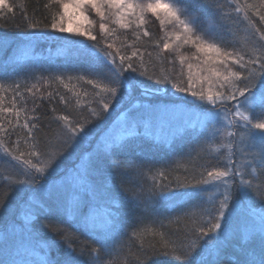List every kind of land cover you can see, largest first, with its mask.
I'll list each match as a JSON object with an SVG mask.
<instances>
[{
	"label": "snow or ice",
	"instance_id": "obj_1",
	"mask_svg": "<svg viewBox=\"0 0 264 264\" xmlns=\"http://www.w3.org/2000/svg\"><path fill=\"white\" fill-rule=\"evenodd\" d=\"M51 5L57 6V12L52 15L51 23H45L35 18L38 7L29 15L23 0L19 3L0 0V20H15L19 9L24 26L33 35L36 30L43 33L51 29L94 41L88 44L69 36L64 50L68 58L88 65L87 76L68 79L84 81L96 91L89 102V115H81L77 121L67 115L57 116L56 121L62 123L56 125V131L50 125L45 131L38 115L28 116L19 124L23 109L16 108L15 102L11 108L0 106V113L15 110L17 123L13 125L9 121V124L13 129H24V143L29 149L26 152L20 149L19 137L11 148L0 139V149L18 169L15 174H0V186L5 187L0 194V251L10 255L18 247L19 238L34 242L31 246L44 257L34 264H147L149 252L159 254L161 250L176 264H189L194 256L195 264H264V0L258 4L247 0L244 3L241 0H48L43 7L49 9ZM89 9L100 17L101 32L108 35L115 31L103 23L109 16L124 29L132 25L142 29L148 13L162 27L171 25L175 41L182 42L177 51L183 45H191L197 53L204 54V64L211 61L223 65L227 74L217 67L206 69L218 78L220 90L214 94L197 92L191 75L187 87H182L170 77L153 78L146 69L138 72L132 63L136 52L131 56L119 52L114 55L106 50L112 49L113 44L105 41L106 46L100 47L89 28L64 25L65 17L91 23ZM205 10L229 35L233 34V26L246 23L259 43L252 46L250 53L225 51L200 27L199 13ZM143 35L148 36L149 32L144 30ZM169 48L170 44L165 42L164 49ZM209 53H215V58ZM229 61L239 70H233ZM136 76L154 80V86L171 84L177 93H189L210 107L203 108L193 122L189 112L156 106L151 101L141 103L139 97H150L153 87L145 86ZM53 79L69 87L61 76ZM137 92L139 97L135 95ZM15 94L23 99L21 92ZM74 94L79 104V96ZM60 102L66 103L62 95ZM118 102L121 108L114 122L116 126L89 140L88 126L107 119L105 114ZM91 103L97 107H91ZM4 131L0 124V132ZM41 135L47 141L44 150H41ZM188 135H194L198 145H211L219 136L221 147L228 153L227 163L211 170L202 167L198 176L189 174L188 168L184 169V175L171 176L161 171L159 179L153 177L152 187L158 192L152 191L148 199H143L140 192H133L131 198L145 213L154 212L153 195L168 201L178 197L196 200L193 208L198 211H186L169 221L183 225V229H177L183 232V238L169 240L165 232L154 228L133 230L129 239L138 241V247L135 252L131 249L123 252V245L117 248V237L126 234L122 203L114 194L109 178L143 173L134 160L123 158L122 154L134 142L172 146ZM84 144L87 146L81 147ZM200 151H204L203 146ZM212 151L219 152L220 148L213 147ZM65 156H74L71 167H61ZM13 193L16 199L10 204ZM41 227L50 235L42 234ZM81 236L85 239L81 240ZM61 244L63 258H53V250ZM0 264L9 261L0 258Z\"/></svg>",
	"mask_w": 264,
	"mask_h": 264
},
{
	"label": "trees",
	"instance_id": "obj_2",
	"mask_svg": "<svg viewBox=\"0 0 264 264\" xmlns=\"http://www.w3.org/2000/svg\"><path fill=\"white\" fill-rule=\"evenodd\" d=\"M10 2L19 3L20 0H10ZM141 2H145V0H141ZM244 2L245 0H241V3ZM247 2L258 4L259 0H247ZM23 3L29 15H32L33 9L38 7L39 11L35 18L45 23H51L52 15L57 12L56 5L44 9L43 5L48 3V0H23ZM199 15L201 16V29L225 51L250 53L252 46L259 43L258 37L252 29L247 27L246 23L233 26V34L229 35L219 27V21L208 17L207 10L199 13ZM95 18H97L99 24L102 22L99 16L96 15ZM252 19L256 20L257 18L252 17ZM113 20L112 17L110 22L103 21L109 30H115L112 35H108L106 32L100 34V26H96L94 35L99 41V46L105 47V41L112 43L113 48H106V50L113 52L114 55L119 52V54L131 56L133 52H136V56L132 57V63L138 72L146 69L153 78L170 77L173 82L182 87H187L188 77L191 75L194 89L197 92L203 90L206 84L220 88V84L217 82L218 78L212 76L206 69L217 67L224 74H227L223 65L212 64L211 61L207 65L204 64V54L197 53L191 45H183L177 51V47L182 42L175 41L173 36L175 30L171 25L162 27L160 22L150 13L146 14V23L142 29H138L136 25L124 29L114 23ZM18 24L21 26L17 27ZM144 30L149 32L148 36L143 35ZM31 32L32 30H28L24 26L19 9L16 11L15 20H0V85H3V90H0V106L11 108L13 102H15L16 108L23 109L19 117V124L22 125L28 116L38 115L41 117V126L45 128V131H47L48 125L51 126L53 131H56V125L62 123L56 121L55 117L57 116L67 115L70 120L77 121L81 115H89L87 109L89 102L94 99L96 89H93L91 85L86 84L84 81L68 79L80 75L87 76L88 65L66 56L64 50L66 38H62L58 35L59 32L51 29L43 33L36 30L34 35ZM74 39L88 44L95 43L77 37ZM165 42L170 44L169 49H164ZM181 57H184L183 62H181ZM228 63L233 70H239L238 66L231 64L230 61ZM189 64L192 65L191 69L188 68ZM131 75L135 76L136 74L132 73ZM56 76H61L64 83L68 84L69 87L65 88L59 81H55L53 78ZM205 76L208 79H203ZM45 78L48 80L47 84H45ZM136 78L142 80L145 86L153 87L150 97H139L138 92L135 94L139 97L141 103L151 101L156 106L182 104L196 111L210 107L197 101L189 93H177L171 84L161 83L154 86V80L139 76H136ZM17 85H19V88H17ZM33 85H35L34 88ZM28 89H32V91L29 92ZM17 91L21 92L23 99L16 96ZM85 92L88 93L87 96L84 95ZM49 93L52 95L49 96ZM56 93H59V95ZM74 93L79 96V104L77 103L78 97ZM61 95L64 96L66 103L60 102ZM90 106L97 107L95 103H91ZM126 106L124 105V107ZM120 108L121 104L118 102L112 109L114 111L112 114L113 119L114 115H119L118 110ZM105 116H107V113ZM107 119L94 122L88 126V136L92 134L91 139L116 126L113 120L107 121ZM9 121L13 125L17 123L15 110L12 113H0V124L5 129L4 132H0V139L3 140L5 146L11 148L13 142L19 137L20 149L25 152L28 151L29 149L24 143V136L26 135L24 129L21 127L13 129ZM28 122L32 123V121ZM197 128H199V124H197ZM40 139L41 150H44L47 141H45L43 135ZM52 142L55 143L56 141L53 140ZM86 146L84 144L81 147ZM201 146L204 148L203 152L200 151ZM189 152H191V155H189ZM122 155L123 158L134 160L143 173L142 175L117 174L109 178L114 194L122 203V216L126 228V234L117 237V248L119 249L120 245H123V252L126 253L129 249L135 252L138 247V241L129 239L133 230L154 228L157 231L165 232L169 240H177L183 238V232L177 231V229H183V225L169 224V221L175 220L177 216H183L186 211H198V209L193 208V205L197 203L196 200L189 201L187 197H178L175 201H168L159 195H153L151 202L154 212L145 213L140 207L136 206V201L131 198L133 192H140L143 199H148L152 191L158 192V189H153L152 186L154 184L153 177L159 179V172L164 171L171 176L184 175V169L188 168L189 174L195 173L198 176V170L202 167L207 170L214 167H223L227 163L228 153L223 154V152H220L217 155L212 151L211 146L207 144L198 145L196 137L188 135L177 140L174 145H167V147L165 145L157 147L150 142H140L138 144L134 142ZM73 162L74 156H65L61 160V167H71ZM17 171L15 162L10 161V158L6 157L3 150L0 149V174H15ZM4 191L5 187L0 186V194ZM179 191L183 192L185 189H179ZM188 191H191V189ZM15 199L16 194L13 193L9 197V203L11 204ZM162 224L164 227H161ZM41 232L50 235L46 233V229L43 227H41ZM84 239L85 237L81 236V240ZM29 244L30 242L21 241L18 238V247L10 255L0 251V258L8 260L9 264H34V262L41 261L44 257L38 249L35 252L37 254L33 253L34 248ZM51 255L53 258L62 259L64 255L63 245H59ZM105 259L109 258L106 257ZM120 259L123 260L124 257L121 256ZM195 260L196 257L194 256L189 264H195ZM147 264H176V261L170 255H164L163 250H161L159 254L149 252Z\"/></svg>",
	"mask_w": 264,
	"mask_h": 264
},
{
	"label": "rangeland",
	"instance_id": "obj_3",
	"mask_svg": "<svg viewBox=\"0 0 264 264\" xmlns=\"http://www.w3.org/2000/svg\"><path fill=\"white\" fill-rule=\"evenodd\" d=\"M87 15L89 16V19L91 20V23H88L87 21H83V20H81V19H78V18H72L71 20L68 18V17H65V19H64V21H63V23H64V25L67 27V26H69V24H71V26L72 27H77V26H82V27H87V28H89L92 32H93V34L95 33V31H96V26H100V24H101V22H100V24H99V21H97V18H95V16H96V13L94 12V11H92L91 9H89L88 10V12H87ZM112 19V17L110 16V17H108V19H106V20H104L105 22H110V20ZM59 20V19H58ZM212 30V29H211ZM102 33H104V32H101L100 31V34H102ZM58 35H60V36H62V38H68L69 36H72V37H77V38H79V39H85L84 37H79V36H74V34H72V33H59ZM174 36V35H173ZM26 50V49H25ZM208 55H211L213 58H215V53H209ZM210 62V61H209ZM220 90V88H218V87H215L214 85H211V84H206V86L203 88V90H200V91H204L205 92V94H214L215 92H217V91H219ZM199 91V92H200ZM165 106H167L168 108H177V109H180V110H183V111H186V112H189V113H191L192 114V120H193V122H195V119H196V116L197 115H199V114H201V111H196V110H192V109H190V108H188V107H186L185 105H182V104H177V105H175L174 104V106H168V105H165V104H163L162 106H160V107H165ZM210 106V105H209ZM113 110H111V112L110 113H107V121L108 120H110L111 118H112V114H113ZM117 116L118 115H114L113 117H114V119L112 118L111 120H113V122H115L116 120H117ZM106 120V119H105ZM104 120V121H105ZM112 122V121H111ZM91 137H92V134L90 135V136H88V139L90 140L91 139ZM152 144H154V143H152ZM221 144H222V140H221V138L219 137V136H217V138L214 140V141H212V144L211 145H209V146H211L212 148L213 147H215V148H220V151L219 152H214V153H216L217 155H219V153L221 152H223V154H226L227 153V150L225 149V148H223V147H221ZM165 146L167 147V145L165 144ZM161 147H163V145L161 146ZM145 149H147V148H145ZM249 203H250V201H249ZM24 240H26V241H28L27 239H24ZM28 242H30V241H28ZM29 245H31V242H30V244ZM34 252L33 253H35L36 252V249H34L33 250ZM35 254H37V253H35Z\"/></svg>",
	"mask_w": 264,
	"mask_h": 264
}]
</instances>
